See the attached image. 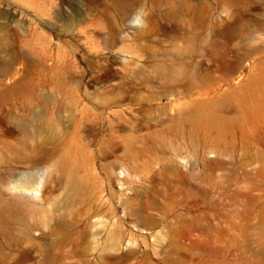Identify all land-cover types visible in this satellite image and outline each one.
<instances>
[{
  "label": "rangeland",
  "instance_id": "374dc122",
  "mask_svg": "<svg viewBox=\"0 0 264 264\" xmlns=\"http://www.w3.org/2000/svg\"><path fill=\"white\" fill-rule=\"evenodd\" d=\"M0 264H264V0H0Z\"/></svg>",
  "mask_w": 264,
  "mask_h": 264
},
{
  "label": "bare ground",
  "instance_id": "6f19581e",
  "mask_svg": "<svg viewBox=\"0 0 264 264\" xmlns=\"http://www.w3.org/2000/svg\"><path fill=\"white\" fill-rule=\"evenodd\" d=\"M39 192H40V185L39 186H34L31 189H29V193L32 196H37Z\"/></svg>",
  "mask_w": 264,
  "mask_h": 264
}]
</instances>
